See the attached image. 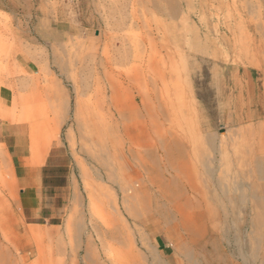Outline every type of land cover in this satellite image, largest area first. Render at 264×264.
<instances>
[{"label": "rangeland", "instance_id": "374dc122", "mask_svg": "<svg viewBox=\"0 0 264 264\" xmlns=\"http://www.w3.org/2000/svg\"><path fill=\"white\" fill-rule=\"evenodd\" d=\"M0 89V264H264V0H0Z\"/></svg>", "mask_w": 264, "mask_h": 264}, {"label": "crops", "instance_id": "0c3cea01", "mask_svg": "<svg viewBox=\"0 0 264 264\" xmlns=\"http://www.w3.org/2000/svg\"><path fill=\"white\" fill-rule=\"evenodd\" d=\"M75 1H83V0H75ZM13 99V93L8 90L0 89V105H3L4 107L1 110L2 113L1 116H4L7 112L6 106L10 105ZM4 125V124H3ZM23 127H17V126H9L6 124V127H4L5 131H9L10 133H18L21 131ZM14 139H16L14 137ZM17 140L18 137H17ZM23 143V144H22ZM19 146H21L24 151L26 152V144L24 140H19ZM58 146L52 148L49 150L48 154L46 155L43 164L40 167H35L32 165H25V156L27 157V154L21 153L18 154L20 159H17V163L19 164L18 170L19 174L17 176V179L22 187L21 196H22V205L23 209L26 212H33L36 211L38 208V205H40L39 202V196H41L43 191V184L45 180L47 179V175L45 174V170L49 165H53L56 162V158H64L66 155H56V150H58ZM48 165V166H47Z\"/></svg>", "mask_w": 264, "mask_h": 264}]
</instances>
